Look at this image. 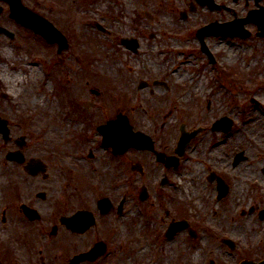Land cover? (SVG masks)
Segmentation results:
<instances>
[{"label":"rangeland","instance_id":"rangeland-1","mask_svg":"<svg viewBox=\"0 0 264 264\" xmlns=\"http://www.w3.org/2000/svg\"><path fill=\"white\" fill-rule=\"evenodd\" d=\"M21 1L46 18L55 19L58 12L57 29L69 42L57 55L55 46L39 44L31 36L24 48L20 41L12 47L0 40L1 90L25 99L29 114L38 115L43 125L51 127L43 132L45 140L53 135L56 141H66L73 134L72 103L63 92V83L66 77L72 78L65 87L73 88L82 73L89 88L103 85L105 103L111 94L118 98L112 101L134 131L156 138L168 150H174L181 125L202 128L179 166L169 170L166 186L160 187V177L144 181L149 191L159 190L150 192L154 205L138 203L135 190L140 189V180L130 174L119 179L123 187L117 197H111L115 204L122 196L128 200L120 216L113 214L117 238L110 245L111 254L97 264L264 260V218H258L264 210V39L256 36V27L245 26L251 32L247 40L206 37L211 61L200 49L196 30L211 22H230L233 15L212 12L193 0H65V11L57 0ZM215 2L233 8L239 18L249 9L243 4L232 6L227 0ZM0 7L1 25L8 9L1 2ZM121 39L136 41V51L123 46ZM35 62L37 76H30L27 69ZM156 80L168 88L154 87ZM140 82L147 86L140 89ZM222 117L232 122L229 132H213L212 124ZM253 117L260 119V129L255 127L254 132L248 123ZM260 131L262 139L256 136ZM239 153L244 160L233 166ZM210 173L229 185L230 191L220 201L216 200L215 182L207 181ZM183 219L199 233L197 239L181 233L166 240L163 234L169 222ZM223 239L231 240L234 250ZM62 240L60 264L93 245L88 237L70 239L67 246Z\"/></svg>","mask_w":264,"mask_h":264},{"label":"flooded vegetation","instance_id":"flooded-vegetation-1","mask_svg":"<svg viewBox=\"0 0 264 264\" xmlns=\"http://www.w3.org/2000/svg\"><path fill=\"white\" fill-rule=\"evenodd\" d=\"M193 1L212 12L224 11L233 15V18H238L236 10L226 7L224 3L220 4L213 0L216 9H212L200 5L196 0ZM227 1L232 6L243 4V8L249 7L247 12L256 8L264 9V0ZM56 2L62 6L59 0ZM250 3L252 6H249ZM62 10L65 11L64 6ZM193 10L194 5H191L189 11ZM33 11L37 16L50 21L55 28L59 25L58 12L55 19H51L44 17L38 11ZM182 15L187 18L186 12ZM0 26L11 34H0V40H6L7 45L20 41L24 48L27 37L31 36L39 44L55 46L57 55L61 53L58 52L57 43L51 44L45 41L29 27L17 23L8 12L2 18ZM17 45L19 46V43ZM11 46L15 47L16 44ZM68 46L67 41V48ZM56 64L60 65L58 61ZM71 79L68 80L66 77L63 83V92H67L68 96L66 94L65 96L70 98L72 109H69L74 116L73 134L66 141H56L53 135L45 140L43 132L49 131L51 127L47 128L48 126L43 125L38 115L29 114L25 99L18 98L17 94L3 92L0 87V130L3 127L8 130L6 137L0 133V264H60L61 238L67 246L69 240L76 237H88L93 240V244L99 241L105 242L107 253L104 256L93 263L88 261L82 263L97 264L99 260L111 254L110 245L114 238H117L113 229V214L116 212V215L120 216L128 200V196H122L115 204L111 197V195L117 197L123 187L119 179L125 174H130L133 180L141 181L140 189L135 190L140 204L147 202L154 205L150 192L159 193L157 189L149 191L144 186V181L150 178L157 180L160 177L162 178L160 187L168 184L167 175L171 167L158 162L156 153L162 154L166 161L174 152L162 146L161 141L157 142L153 137H151L153 150L129 148L118 151L106 146L102 141L100 128L122 116L123 111L119 112L112 101L118 98L111 94L109 103H105L103 85L98 83L95 88H89L84 73L77 78L78 82L74 83V87L69 89L65 84L69 86ZM57 80L61 82L59 78ZM101 80L105 84L108 83L105 78ZM154 82L152 85L156 88H168L163 85L164 81ZM56 85L59 88L57 83ZM196 138L190 142L185 154ZM130 191H133L132 187ZM216 191L218 193L217 188ZM229 191L227 184V192L223 198ZM106 199L109 201L106 207L110 210L103 213L99 203ZM161 204L165 207L164 200H161ZM78 211L90 212L95 218V225L82 234L71 231L65 223V219L72 217ZM189 225L191 228L190 223ZM194 232L197 239L199 233ZM181 233L188 236L186 230L179 234ZM70 258L68 256L63 264H69Z\"/></svg>","mask_w":264,"mask_h":264},{"label":"water","instance_id":"water-1","mask_svg":"<svg viewBox=\"0 0 264 264\" xmlns=\"http://www.w3.org/2000/svg\"><path fill=\"white\" fill-rule=\"evenodd\" d=\"M4 1H7L9 3L11 15L15 17V19L19 21L20 23L26 24V23H32V22L36 23L37 22V20H33L31 17L27 15L28 13L22 8L20 4V0H4ZM200 1L203 4L204 3L211 4V0H200ZM260 17H264V16H260L259 13L249 14L247 20L245 19V20L237 21L238 26L236 27L237 29L235 31L234 29L227 31L228 28L229 29L233 28L231 24L223 25V26H219L217 24H210L209 26H206L199 31L198 37L200 38L201 41L204 36L211 35V34L240 36L242 38H245L248 36V33L242 29L243 24L246 23L247 21H252V22L257 23L259 26L260 25L262 26V24L264 23V18H260ZM31 27L35 32H39L40 34H42L43 37L47 39L49 42H53L57 40L59 43V50L65 47L64 46L65 40L63 39V37L59 33H57L55 30L51 29V27L47 24V22L43 21V23H40L38 26L34 24ZM0 31L2 30L0 29ZM261 35L264 36L263 34ZM120 123L121 124L118 123V128H117V125L113 127L114 129L115 128L118 129L117 131H115V133L111 132L107 126L103 127V130H102L103 141L107 145H112L113 147L117 146L121 149H126L129 146L144 147L143 143L146 140H149V138L141 133H132L131 128L127 124L126 119H123V121L121 120ZM229 125H230V122L228 120L221 119L220 121L215 123L214 126L217 128H222L225 131L228 129ZM3 133L6 135L7 130L4 129ZM196 133L197 131H194L191 134L185 133L183 131L181 132V137L178 141L177 148L175 149V152L178 155H182L185 146ZM241 158H242V154H238L235 158V163H238ZM76 216L78 218H76L74 221L75 227H73V230L75 229V231L77 232H82L86 230L88 227H90V225L93 224V218L90 216H85V215L83 216V214L81 213L80 214L77 213ZM185 226H186L185 223H182V222L171 223L166 232V236L168 238L172 237L176 232L180 231ZM226 242L228 243L230 248L233 247V244L231 242L229 241H226ZM104 252H105V245L103 243H97L88 252L75 256L70 261V264H79L80 262L85 261V260L93 261L99 255L103 254ZM241 264H247V263L243 262Z\"/></svg>","mask_w":264,"mask_h":264},{"label":"bare ground","instance_id":"bare-ground-1","mask_svg":"<svg viewBox=\"0 0 264 264\" xmlns=\"http://www.w3.org/2000/svg\"><path fill=\"white\" fill-rule=\"evenodd\" d=\"M64 2H65V0H59L60 5H62V6H64L63 5ZM76 12H77V10H76ZM81 34L86 36L85 30H82ZM85 36H81V37H85ZM232 52H233V50H229V54H231ZM27 71L29 72L30 76H37L38 64L37 63L31 64V67H29L27 69ZM181 80H183V78H181ZM189 93L190 92H188V94ZM248 123H249V125L251 124L250 128L252 129L253 132H254L255 127L258 130L260 129V119H259V117H253L252 119L249 120ZM256 136H257L258 139H262V132L260 131V132L256 133Z\"/></svg>","mask_w":264,"mask_h":264}]
</instances>
